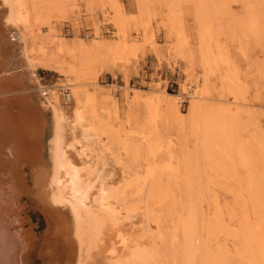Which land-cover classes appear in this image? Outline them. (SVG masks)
Returning a JSON list of instances; mask_svg holds the SVG:
<instances>
[{
	"label": "rangeland",
	"instance_id": "obj_1",
	"mask_svg": "<svg viewBox=\"0 0 264 264\" xmlns=\"http://www.w3.org/2000/svg\"><path fill=\"white\" fill-rule=\"evenodd\" d=\"M45 1L27 0L23 91L74 94L69 135L89 128L96 165L131 182L124 227L140 229L156 264H264V0ZM3 23L0 61L11 63ZM122 30L134 47L119 51Z\"/></svg>",
	"mask_w": 264,
	"mask_h": 264
},
{
	"label": "bare ground",
	"instance_id": "obj_2",
	"mask_svg": "<svg viewBox=\"0 0 264 264\" xmlns=\"http://www.w3.org/2000/svg\"><path fill=\"white\" fill-rule=\"evenodd\" d=\"M51 1H45L47 11ZM0 5L5 8L0 10V51L5 18L14 64L0 61V264H156L150 241L137 226L124 227L122 222L133 211L126 201L131 182L112 180L104 160L101 167L96 165L92 150L88 151L93 141L89 128L69 135L68 120H72L65 116L75 104L74 94L65 92L53 103L35 79L38 99L26 92L29 89L23 91L21 79L29 66L25 65L28 71L23 70L18 61L21 58L25 64L28 53L24 38L28 32L27 0H0ZM124 34L122 30L119 51L129 45ZM129 47L134 46L131 43ZM62 48L59 43L58 50ZM192 94L201 100L195 91ZM84 100L93 123L92 95ZM147 108L154 118L155 103L149 102ZM48 113L52 134L46 148ZM98 123L106 134L112 129L106 122ZM146 144L153 154L155 143L148 140ZM147 164L146 176H152L153 168ZM31 209L44 222L40 233L27 217Z\"/></svg>",
	"mask_w": 264,
	"mask_h": 264
},
{
	"label": "water",
	"instance_id": "obj_3",
	"mask_svg": "<svg viewBox=\"0 0 264 264\" xmlns=\"http://www.w3.org/2000/svg\"><path fill=\"white\" fill-rule=\"evenodd\" d=\"M12 225H13V227H14V226H16V224H14V223H13ZM24 226H25V224H24ZM14 228L17 230V228H16V227H14Z\"/></svg>",
	"mask_w": 264,
	"mask_h": 264
}]
</instances>
